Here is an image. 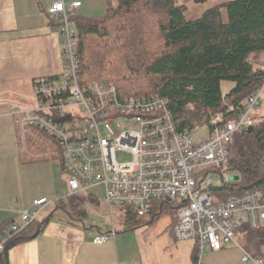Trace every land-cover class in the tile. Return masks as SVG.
<instances>
[{
    "label": "built area",
    "instance_id": "obj_1",
    "mask_svg": "<svg viewBox=\"0 0 264 264\" xmlns=\"http://www.w3.org/2000/svg\"><path fill=\"white\" fill-rule=\"evenodd\" d=\"M79 5L55 0L47 8V15L59 20L62 69L35 77L34 105L11 111L18 116L22 134L26 126L37 127L55 140L68 186L63 199L102 186L108 208H133L138 217H147L153 202L165 199L177 207L174 237L194 241L195 264H211L204 261L206 252L227 245L240 249L243 262L264 264L236 240L243 223L256 229L264 225V192L252 190L216 202L210 191L221 181L239 178L227 166L228 144L236 132L252 126L264 81L238 108L228 106L227 111L235 114L231 120L224 122V114L218 113L209 124L179 129L166 96L125 97L113 83L80 84L78 32L70 19ZM118 152L130 159H118ZM47 202L44 197L36 199L32 210L19 212L21 222L10 224L0 237V254ZM108 237L99 234L94 242Z\"/></svg>",
    "mask_w": 264,
    "mask_h": 264
},
{
    "label": "trees",
    "instance_id": "obj_2",
    "mask_svg": "<svg viewBox=\"0 0 264 264\" xmlns=\"http://www.w3.org/2000/svg\"><path fill=\"white\" fill-rule=\"evenodd\" d=\"M105 1L101 14H70L78 32L80 84L113 83L125 97L166 96L178 128L191 130L209 124L218 113L224 114V122L231 120L235 114L228 106L238 108L264 81V0H227L191 20L179 0ZM50 22L59 24L55 18ZM221 81L233 83L228 92H223ZM253 120L250 131L236 132L228 144L227 166L239 178L210 189L216 202L252 190L264 192V115L254 114ZM57 156L61 162L59 147ZM87 198L85 193L70 195L56 204L82 217ZM168 208L176 213L168 200H155L149 215L138 217L135 209L119 207L121 230L151 222ZM50 216L35 218L15 233L0 254V264H8V249L36 237ZM14 222L0 221V237ZM237 234L252 255L264 259V225L256 229L243 223ZM192 260L195 264L196 252Z\"/></svg>",
    "mask_w": 264,
    "mask_h": 264
},
{
    "label": "crops",
    "instance_id": "obj_3",
    "mask_svg": "<svg viewBox=\"0 0 264 264\" xmlns=\"http://www.w3.org/2000/svg\"><path fill=\"white\" fill-rule=\"evenodd\" d=\"M53 1L0 0V221L11 218L20 223L19 212L32 210L34 200L44 197L56 203L68 192L56 143L51 139L47 143L40 140L30 126L22 134L18 116L11 113L14 107L27 109L34 105L35 77L58 74L62 69V39L58 26L51 25L46 13ZM63 1H79L74 12L82 15H96L106 8L105 0ZM232 85L221 81L224 93ZM85 195L86 211V205L100 204L98 195L92 192ZM102 198L106 205L104 195ZM61 208L65 210L64 216L55 218L50 212L36 237L8 249V264H194V241L174 237L177 216L170 208L161 211L153 221L126 231L115 227L111 231L98 227L95 230L93 225L92 229L86 228L83 219L88 212L78 217L68 206ZM99 234L109 237L103 243H95ZM236 236L239 239L237 233ZM227 248H236L240 259L206 260L209 253L219 255ZM241 255L239 248L227 245L218 251H207L204 261L252 264L243 262Z\"/></svg>",
    "mask_w": 264,
    "mask_h": 264
},
{
    "label": "rangeland",
    "instance_id": "obj_4",
    "mask_svg": "<svg viewBox=\"0 0 264 264\" xmlns=\"http://www.w3.org/2000/svg\"><path fill=\"white\" fill-rule=\"evenodd\" d=\"M224 1H227V0H203L200 2H197L196 0H179L180 3L185 4L186 9L184 11V16L186 19H189V20L198 18L202 14V12L205 11L206 9L213 7L217 4H221ZM104 11H105V8L102 9V11H100V13H97V14H101ZM93 14H96V13H93ZM222 14L224 18L226 19L227 13H226L225 8H222ZM261 98H262L261 104L253 110V113L258 116L264 115V92L262 93ZM39 135H40V140H43L45 143H47V141L48 142L50 141L49 138H45L41 134ZM50 146H54V144L50 142ZM117 157L118 159H123V160L130 159V155H128L127 153H121V152L117 153ZM55 161L58 162L57 159H55ZM213 179L215 182L219 181V177L217 175H213ZM91 192L94 193L95 195H98L100 204L98 206H94L90 204L86 205L88 216L87 218L83 219V222L85 223L86 228H90L91 225H93L94 226L93 228L95 230H96V227L100 229L106 228L110 231L112 227H115L116 229L121 230L122 223L119 219V214H120L119 207L113 206L111 208H108V206H106L107 204L106 205L104 204V201L102 200L103 199L102 198L103 196L102 186H95L87 191V193H91ZM50 212H52V214L54 213L55 218H59L61 216H64L65 214V210L61 208V205L60 207H58L56 206V203L54 201H50L48 202V205L44 209H41L39 211L37 218H43L47 216ZM239 239H238V236H236V240L238 242H239ZM225 259L230 260V261L232 259H240V252L236 248H227L222 254L218 255V254L209 253L206 257V260L211 261V262H216V261L225 260Z\"/></svg>",
    "mask_w": 264,
    "mask_h": 264
},
{
    "label": "water",
    "instance_id": "obj_5",
    "mask_svg": "<svg viewBox=\"0 0 264 264\" xmlns=\"http://www.w3.org/2000/svg\"><path fill=\"white\" fill-rule=\"evenodd\" d=\"M251 129H252V127L250 126V127L247 128V131H250Z\"/></svg>",
    "mask_w": 264,
    "mask_h": 264
},
{
    "label": "bare ground",
    "instance_id": "obj_6",
    "mask_svg": "<svg viewBox=\"0 0 264 264\" xmlns=\"http://www.w3.org/2000/svg\"><path fill=\"white\" fill-rule=\"evenodd\" d=\"M73 12H74V10H73Z\"/></svg>",
    "mask_w": 264,
    "mask_h": 264
}]
</instances>
